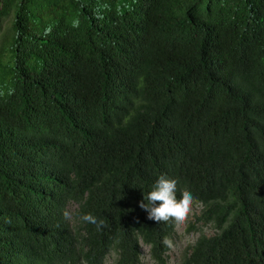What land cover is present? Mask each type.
<instances>
[{
    "label": "trees",
    "instance_id": "obj_1",
    "mask_svg": "<svg viewBox=\"0 0 264 264\" xmlns=\"http://www.w3.org/2000/svg\"><path fill=\"white\" fill-rule=\"evenodd\" d=\"M161 175L264 264V0H0V264H168Z\"/></svg>",
    "mask_w": 264,
    "mask_h": 264
},
{
    "label": "clouds",
    "instance_id": "obj_2",
    "mask_svg": "<svg viewBox=\"0 0 264 264\" xmlns=\"http://www.w3.org/2000/svg\"><path fill=\"white\" fill-rule=\"evenodd\" d=\"M178 188L175 179L161 175L153 186V189L144 196V201L140 203V208L148 213V219L157 223L170 225L182 224L190 211L194 197L187 190L177 196ZM64 216L68 218L69 213L64 212ZM84 223L95 225L97 230L105 227V221L99 219L91 213L81 216ZM163 245L168 249H173L174 244L171 239L165 236L162 240Z\"/></svg>",
    "mask_w": 264,
    "mask_h": 264
},
{
    "label": "rangeland",
    "instance_id": "obj_3",
    "mask_svg": "<svg viewBox=\"0 0 264 264\" xmlns=\"http://www.w3.org/2000/svg\"><path fill=\"white\" fill-rule=\"evenodd\" d=\"M202 207L198 204L190 207L186 220L176 226L174 236V248L168 253V264H180L182 259L189 253L190 247L201 235L211 236L213 229L210 226L196 224V217L199 216ZM201 227V229H199ZM146 247H142V253L145 256V264H152L148 261Z\"/></svg>",
    "mask_w": 264,
    "mask_h": 264
}]
</instances>
